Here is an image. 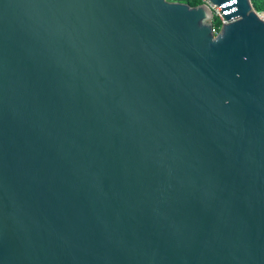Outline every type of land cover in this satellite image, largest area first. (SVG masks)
<instances>
[{
	"label": "water",
	"instance_id": "obj_1",
	"mask_svg": "<svg viewBox=\"0 0 264 264\" xmlns=\"http://www.w3.org/2000/svg\"><path fill=\"white\" fill-rule=\"evenodd\" d=\"M0 0V264H264V20L250 0Z\"/></svg>",
	"mask_w": 264,
	"mask_h": 264
},
{
	"label": "built area",
	"instance_id": "obj_2",
	"mask_svg": "<svg viewBox=\"0 0 264 264\" xmlns=\"http://www.w3.org/2000/svg\"><path fill=\"white\" fill-rule=\"evenodd\" d=\"M170 1H178V0H170ZM251 3L253 2L250 0ZM200 4H205L212 13V30L214 32V35L216 36L220 30L222 29V26L225 23H228V20L226 19L224 13L222 12V7L214 4L211 0H201ZM252 7L255 10V12L258 14V16L264 20V9H256L252 3Z\"/></svg>",
	"mask_w": 264,
	"mask_h": 264
},
{
	"label": "trees",
	"instance_id": "obj_3",
	"mask_svg": "<svg viewBox=\"0 0 264 264\" xmlns=\"http://www.w3.org/2000/svg\"><path fill=\"white\" fill-rule=\"evenodd\" d=\"M178 1L189 3L192 6H196V5L200 4V2H201V0H178ZM254 4H255L256 8L264 9V2L261 5H259L257 3H254Z\"/></svg>",
	"mask_w": 264,
	"mask_h": 264
},
{
	"label": "rangeland",
	"instance_id": "obj_4",
	"mask_svg": "<svg viewBox=\"0 0 264 264\" xmlns=\"http://www.w3.org/2000/svg\"><path fill=\"white\" fill-rule=\"evenodd\" d=\"M253 2V5H254V7H255V4L254 3H257V4H259V5H261L263 2H264V0H252ZM256 8V7H255ZM256 9H258V8H256ZM259 10V9H258Z\"/></svg>",
	"mask_w": 264,
	"mask_h": 264
}]
</instances>
